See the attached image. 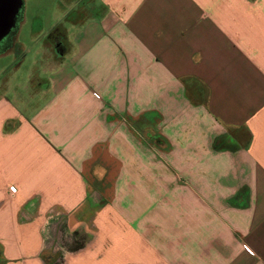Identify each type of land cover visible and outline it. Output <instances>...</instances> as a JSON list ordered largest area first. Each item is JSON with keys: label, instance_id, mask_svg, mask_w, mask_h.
<instances>
[{"label": "crops", "instance_id": "1", "mask_svg": "<svg viewBox=\"0 0 264 264\" xmlns=\"http://www.w3.org/2000/svg\"><path fill=\"white\" fill-rule=\"evenodd\" d=\"M93 8L0 80V264H264V0Z\"/></svg>", "mask_w": 264, "mask_h": 264}, {"label": "rangeland", "instance_id": "2", "mask_svg": "<svg viewBox=\"0 0 264 264\" xmlns=\"http://www.w3.org/2000/svg\"><path fill=\"white\" fill-rule=\"evenodd\" d=\"M84 3L87 4L85 8L82 7ZM97 4L98 0H22L15 25L0 41V54L13 47L12 52L0 55V70L7 69L6 74L0 73V80L5 76H12L13 81L22 80L28 70L34 72V77H45L48 57L43 39L59 21L71 18L79 22L89 15L91 17V13L96 11L93 7ZM63 13L67 15L66 19ZM16 36L19 37L17 42ZM21 41L25 42L23 48L19 46ZM19 63V70H13Z\"/></svg>", "mask_w": 264, "mask_h": 264}, {"label": "water", "instance_id": "3", "mask_svg": "<svg viewBox=\"0 0 264 264\" xmlns=\"http://www.w3.org/2000/svg\"><path fill=\"white\" fill-rule=\"evenodd\" d=\"M21 7L22 0H0V41L15 25Z\"/></svg>", "mask_w": 264, "mask_h": 264}, {"label": "trees", "instance_id": "4", "mask_svg": "<svg viewBox=\"0 0 264 264\" xmlns=\"http://www.w3.org/2000/svg\"><path fill=\"white\" fill-rule=\"evenodd\" d=\"M60 28H61L60 24L55 25L54 28L52 29L51 33H50V36L52 38H54L55 50L58 53H61L63 51V48H62V45H61V40H59V38L62 37V35L60 34L61 33L60 32Z\"/></svg>", "mask_w": 264, "mask_h": 264}, {"label": "built area", "instance_id": "5", "mask_svg": "<svg viewBox=\"0 0 264 264\" xmlns=\"http://www.w3.org/2000/svg\"><path fill=\"white\" fill-rule=\"evenodd\" d=\"M10 191H11V192H14V191H15V188H13V187L10 188Z\"/></svg>", "mask_w": 264, "mask_h": 264}]
</instances>
